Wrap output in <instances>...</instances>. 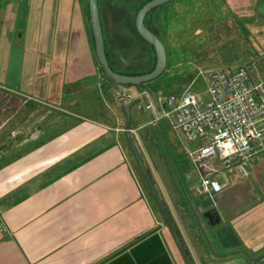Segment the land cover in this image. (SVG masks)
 <instances>
[{
	"label": "crops",
	"instance_id": "0c3cea01",
	"mask_svg": "<svg viewBox=\"0 0 264 264\" xmlns=\"http://www.w3.org/2000/svg\"><path fill=\"white\" fill-rule=\"evenodd\" d=\"M255 5L248 0L241 13L252 20L244 60L264 100V18H255ZM105 51L117 69L108 32ZM119 87L127 101H152L146 90ZM144 103L130 108L131 133L192 264H247L264 253V153L248 176L233 174L212 197L195 186L196 199L185 183L196 170ZM6 106L22 113L29 135L0 163V264H185L126 150L125 118L95 56L88 0H0V110ZM48 107L66 115L45 121ZM190 208L216 211L239 244L223 247L212 227L205 235Z\"/></svg>",
	"mask_w": 264,
	"mask_h": 264
},
{
	"label": "rangeland",
	"instance_id": "374dc122",
	"mask_svg": "<svg viewBox=\"0 0 264 264\" xmlns=\"http://www.w3.org/2000/svg\"><path fill=\"white\" fill-rule=\"evenodd\" d=\"M143 1L145 0H98L103 36L107 38L108 32L109 40L117 47L118 62L115 66L122 70H146L153 64L152 48L139 36L134 26L136 10ZM247 2L248 0H179L153 8L148 21L159 31L161 28L159 37L166 43L172 61L171 66L166 69L165 77L173 80L171 88L159 86L156 91L160 89L171 93L185 89L197 90L203 85V74L247 66L244 59L251 46L252 36L247 23L252 20L241 14ZM261 6H264V0H256L255 18L257 9ZM177 53L180 57L176 59ZM139 103L143 104L144 100H139L136 104ZM8 104L12 105V102ZM48 109L47 118H43L45 121L54 120L62 113L51 107ZM4 122L5 125H1ZM24 122L22 113H14L13 106H6L4 111L0 110V163L10 153L22 151L20 142L29 135ZM160 127L162 135L169 137L171 132L164 119L160 122ZM40 131V128L31 129L35 136H39ZM126 150L130 155L127 147ZM180 159L182 163L192 167L184 152ZM132 162L137 170L133 158ZM193 193L196 199H200L195 186ZM203 213H195L190 208L194 223L197 227L202 225L203 233L208 235L211 226Z\"/></svg>",
	"mask_w": 264,
	"mask_h": 264
},
{
	"label": "built area",
	"instance_id": "2783aa9c",
	"mask_svg": "<svg viewBox=\"0 0 264 264\" xmlns=\"http://www.w3.org/2000/svg\"><path fill=\"white\" fill-rule=\"evenodd\" d=\"M202 81L197 90L153 93L144 108L159 113L152 122H167L199 174L197 191L212 197L233 174L248 176L256 155L264 153L263 84L247 66L211 71Z\"/></svg>",
	"mask_w": 264,
	"mask_h": 264
},
{
	"label": "water",
	"instance_id": "95a60500",
	"mask_svg": "<svg viewBox=\"0 0 264 264\" xmlns=\"http://www.w3.org/2000/svg\"><path fill=\"white\" fill-rule=\"evenodd\" d=\"M173 0H148L145 2L136 12L134 25L137 33L141 38L148 42L155 52V65L149 72L138 75H127L114 71L108 61L105 51V41L101 26L98 0H88V14L89 23L93 35L95 56L99 63L105 78L113 85L114 93L117 97L118 103L125 118L123 133L127 142L132 157L140 171V174L144 180V183L148 189V192L155 203L164 224L167 226L185 264H192L186 249L182 243L179 233L174 226L171 216L169 215L166 207L158 193V190L144 164V161L140 155L136 142L132 136L131 131V113L130 108L139 101V99H133L127 101L125 95L121 92L120 85H133L138 89H141V83L147 82L158 77L166 68L167 65V52L162 40L153 33L144 23L146 14L153 8L170 2ZM258 16L264 18V6L259 7ZM151 97L153 92L149 89H145ZM185 183L188 187H194L199 183V174H193L185 179ZM203 216L207 219L208 224L214 229V233L223 247H234L239 244L235 234L233 233L229 225H221L220 217L214 210H206ZM264 258V253L251 259L247 264H256Z\"/></svg>",
	"mask_w": 264,
	"mask_h": 264
},
{
	"label": "trees",
	"instance_id": "16d2710c",
	"mask_svg": "<svg viewBox=\"0 0 264 264\" xmlns=\"http://www.w3.org/2000/svg\"><path fill=\"white\" fill-rule=\"evenodd\" d=\"M148 0H145V1H143L140 5H139V7L137 8V10L145 3V2H147ZM175 1H179V0H173V1H170V3H172V2H175ZM137 10H136V12H137ZM153 9H151L147 14H146V16H145V19H144V23H145V25L153 32V33H155L158 37H159V33L161 32V28H160V31L156 28V27H154V26H152L151 25V23H149V21H148V16H149V14L151 13V11H152ZM136 14V13H135ZM134 19H135V17H134ZM135 26V25H134ZM158 26H160L159 25V23H158ZM160 38V37H159ZM163 42V41H162ZM148 43V42H147ZM164 43V42H163ZM149 44V43H148ZM150 45V44H149ZM164 45H165V48H166V52H167V65H166V68H165V70L158 76V77H156L155 79H153V80H150V81H147V82H143V83H141V89H139V91H143V90H145V89H150V90H152V91H154V90H156L157 88H160L159 86H161V87H163V88H165V89H168V88H171V84H172V79L171 78H166L165 77V72H166V69L169 67V66H171V64H172V61L170 60V56H169V54H168V50H167V46H166V43H164ZM151 46V45H150ZM151 48H152V51H153V57H154V60H153V64H152V66L149 68V69H146V70H144V69H141V70H131V71H128V70H122V69H120V68H114L110 63V66H111V68L114 70V71H116V72H119V73H122V74H127V75H138V74H142V73H146V72H149V71H151L152 69H153V67H154V65H155V52H154V49H153V47L151 46ZM107 56V55H106ZM176 59L177 58H179L180 56L178 55V53L176 54ZM100 69H101V67H100ZM101 71H102V69H101ZM102 73H103V71H102ZM125 86H132V85H125ZM176 92H178V91H172L171 93H176ZM136 168H137V171H138V174H139V176H140V178H141V180H142V182H143V184H144V186L146 187V185H145V183H144V180H143V178H142V176H141V174H140V171H139V169H138V167H137V165H136ZM147 188V187H146ZM148 190V189H147ZM150 195V194H149Z\"/></svg>",
	"mask_w": 264,
	"mask_h": 264
}]
</instances>
